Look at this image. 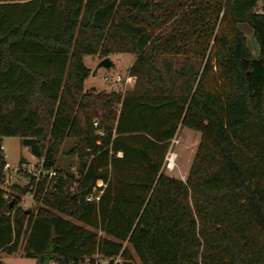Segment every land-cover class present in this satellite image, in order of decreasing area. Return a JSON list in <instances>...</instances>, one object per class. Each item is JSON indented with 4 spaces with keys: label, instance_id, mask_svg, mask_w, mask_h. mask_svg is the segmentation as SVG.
Segmentation results:
<instances>
[{
    "label": "trees",
    "instance_id": "trees-1",
    "mask_svg": "<svg viewBox=\"0 0 264 264\" xmlns=\"http://www.w3.org/2000/svg\"><path fill=\"white\" fill-rule=\"evenodd\" d=\"M258 1L0 0V142L20 137L56 170L16 187L24 195L34 184L35 212L0 188V254L20 250L37 264H90L83 257L95 252L127 264H264ZM114 53L135 56L132 89L85 91L83 57ZM182 127L200 133L184 180L162 170ZM62 154L77 157L74 172L55 166ZM3 163L0 152V184ZM99 181L98 202L85 201Z\"/></svg>",
    "mask_w": 264,
    "mask_h": 264
},
{
    "label": "rangeland",
    "instance_id": "rangeland-1",
    "mask_svg": "<svg viewBox=\"0 0 264 264\" xmlns=\"http://www.w3.org/2000/svg\"><path fill=\"white\" fill-rule=\"evenodd\" d=\"M264 4L263 0L258 1L256 11L260 10ZM171 18L168 19L170 21ZM168 23V22H167ZM166 23V24H167ZM242 31L246 36V45L250 50L251 54L256 57L258 54V46L251 33H248L246 28H242ZM133 55L130 53H114L109 56L111 60V65L108 68L97 67L99 61L98 57L95 56H84L83 63L87 68H89V75L84 81V90L86 89H95L96 91H105V92H117L124 94L129 91V88H132L134 83L130 85L124 83V77L128 74L129 63ZM104 75L108 76V80H103ZM121 77V81H115L116 76ZM135 82V81H134ZM200 133L185 127H182L178 130L175 138L178 140V144L173 147V150L177 153V164L181 165L183 163V158L187 160V157L190 153L196 150ZM0 145L3 150L1 151L3 160L9 163L11 166H15L18 163L34 162L33 156L30 154L29 150L22 145V140L20 137L16 136H6L1 138ZM78 165L76 156H67L59 155L58 160L55 164L59 169L64 171L74 172ZM12 175V173H9ZM171 175L177 176V173H171ZM185 179V178H184ZM28 184V179L22 175H16L13 178L4 177L0 184V188L5 193V196H18L19 206L22 209L35 212L36 209L41 205L39 201H36L33 198L34 184L29 187L31 190L21 195L17 188H25ZM0 260L2 264H37L38 258H29L25 257L22 252L19 250L16 253L7 255L0 254ZM132 264H139L135 256H133Z\"/></svg>",
    "mask_w": 264,
    "mask_h": 264
},
{
    "label": "built area",
    "instance_id": "built-area-1",
    "mask_svg": "<svg viewBox=\"0 0 264 264\" xmlns=\"http://www.w3.org/2000/svg\"><path fill=\"white\" fill-rule=\"evenodd\" d=\"M260 10L256 11L259 12ZM103 80H108V76L104 75L102 77ZM115 81L120 82L121 77L118 75L115 78ZM135 78L127 74L124 77V83H134ZM93 127L98 128V123L96 121L93 122ZM97 136L103 137L104 131L101 129H97L96 131ZM178 144V140L175 136L169 141V146L167 152L164 156L163 163H162V170L165 174L171 175V173H177L179 179L184 180V176L180 173L178 164H177V153L173 150V147ZM3 150L2 146L0 145V152ZM34 158V157H33ZM34 162L32 163H18L15 166H11L9 163L4 161L2 170L3 176L8 178H13L16 175L25 176L28 179V183L33 181L37 183L41 179H46V182H49L53 177L56 176V170L52 167L45 168L43 166L42 160L34 158ZM12 173V175H9ZM97 186L101 187V189L93 188L91 192L87 193L84 197V200L87 202H98L99 196L102 193V189L105 187V184L102 182H98ZM84 263L90 264H127L126 260L121 256V254L112 255V256H104L98 252L93 253L90 256L83 257Z\"/></svg>",
    "mask_w": 264,
    "mask_h": 264
},
{
    "label": "crops",
    "instance_id": "crops-1",
    "mask_svg": "<svg viewBox=\"0 0 264 264\" xmlns=\"http://www.w3.org/2000/svg\"><path fill=\"white\" fill-rule=\"evenodd\" d=\"M109 57V56H108ZM135 60V56L133 55V57H132V59H131V61H130V63H129V66L133 63V61ZM85 81V80H84ZM126 84H128V85H130L131 83H126ZM83 87H84V83H83ZM85 89V88H84ZM132 88H129V90H131ZM86 90H88V89H86ZM85 90V91H86ZM198 136V135H197ZM198 138L200 139V136H198ZM194 150L190 153V155L187 157V160H185V158H183V163H181L182 164V166L181 165H179L178 164V167H179V170H180V173L182 174V176H184V178H185V176H186V174H187V172H188V170H189V167H190V164H191V162H192V159H193V157H194ZM119 155V154H118ZM175 176V175H174Z\"/></svg>",
    "mask_w": 264,
    "mask_h": 264
},
{
    "label": "water",
    "instance_id": "water-1",
    "mask_svg": "<svg viewBox=\"0 0 264 264\" xmlns=\"http://www.w3.org/2000/svg\"><path fill=\"white\" fill-rule=\"evenodd\" d=\"M111 60L109 59V57H104V58H102L100 61H99V63H98V65H97V67H102V68H108L110 65H111ZM28 212V211H27Z\"/></svg>",
    "mask_w": 264,
    "mask_h": 264
}]
</instances>
